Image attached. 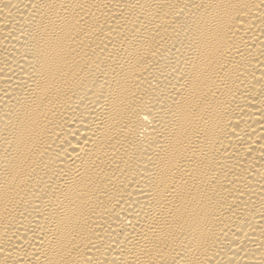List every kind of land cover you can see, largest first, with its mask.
Segmentation results:
<instances>
[{"label":"bare ground","instance_id":"bare-ground-1","mask_svg":"<svg viewBox=\"0 0 264 264\" xmlns=\"http://www.w3.org/2000/svg\"><path fill=\"white\" fill-rule=\"evenodd\" d=\"M0 264H264V0H0Z\"/></svg>","mask_w":264,"mask_h":264}]
</instances>
